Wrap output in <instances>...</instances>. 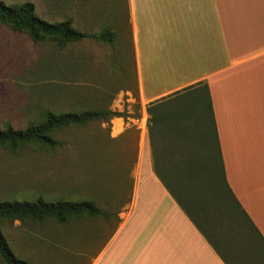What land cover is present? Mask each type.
Segmentation results:
<instances>
[{"label":"crops","instance_id":"obj_1","mask_svg":"<svg viewBox=\"0 0 264 264\" xmlns=\"http://www.w3.org/2000/svg\"><path fill=\"white\" fill-rule=\"evenodd\" d=\"M126 15L134 90L110 103L102 90L94 110L139 103V119L95 121L97 143L99 130L108 141L129 132V191L100 246L77 254L84 264H264L253 229L262 247L201 182L211 124L225 183L264 241V0H126Z\"/></svg>","mask_w":264,"mask_h":264},{"label":"rangeland","instance_id":"obj_2","mask_svg":"<svg viewBox=\"0 0 264 264\" xmlns=\"http://www.w3.org/2000/svg\"><path fill=\"white\" fill-rule=\"evenodd\" d=\"M0 1L6 5L30 2L42 20L55 23L70 18L80 32L96 33L108 27L117 37L113 47L84 39L58 50L49 42L33 43L0 25V129L5 123L23 129L45 111L93 110L103 99L102 90L109 103L111 92L134 90L126 0ZM117 102L123 104L119 116L140 118L138 101L123 96ZM127 134L108 141L99 130L97 143L92 121L54 132L53 138L60 142L54 150L28 146L11 154L0 149V202H32L39 197L47 203L90 200L109 213L107 218L85 216L65 224L1 220L0 230L17 258L29 264H84L78 251L92 253L100 246L115 227L116 213L129 191L133 144ZM204 145L202 187H214L218 197L223 179L211 124L204 132ZM220 198L222 217L259 244L243 218L228 207L227 195Z\"/></svg>","mask_w":264,"mask_h":264},{"label":"trees","instance_id":"obj_3","mask_svg":"<svg viewBox=\"0 0 264 264\" xmlns=\"http://www.w3.org/2000/svg\"><path fill=\"white\" fill-rule=\"evenodd\" d=\"M0 25L9 31L25 35L33 43L49 42L58 50H62L66 45L89 39L94 42H102L113 47L116 42V34L108 27L102 28L96 33L85 34L73 28L70 18L61 22L50 23L40 19L36 13L34 5L30 2L6 5L0 1ZM207 92V90H205ZM207 96V93H206ZM208 112L211 119V106L208 101ZM150 112V109H148ZM101 115L106 118L119 116L116 112L107 111L105 114L98 110H87L81 112L52 113L42 112L37 122H31L23 129H15L10 123H5L0 129V149L11 154L28 146L39 147L47 150H54L60 142L52 136L54 132L67 129L69 127H81L89 122L98 120ZM216 141V137H215ZM217 147V143H216ZM218 151V147H217ZM222 171L223 184L221 192L228 197V207L253 229L256 236L264 241L258 234L252 223L249 221L240 206L234 199L231 191L225 183ZM107 218L109 213L103 212L93 201L83 200L78 202L57 201L47 203L42 198H37L32 202L5 201L0 202V221H19L40 223L51 220L57 224H65L70 219H80L81 217ZM0 260L2 264H29L27 261L17 258L10 249L8 242L0 230Z\"/></svg>","mask_w":264,"mask_h":264}]
</instances>
